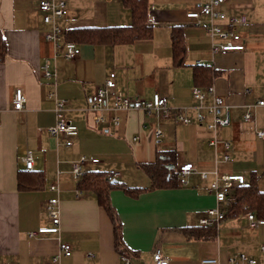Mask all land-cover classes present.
Returning a JSON list of instances; mask_svg holds the SVG:
<instances>
[{"label":"crops","instance_id":"0c3cea01","mask_svg":"<svg viewBox=\"0 0 264 264\" xmlns=\"http://www.w3.org/2000/svg\"><path fill=\"white\" fill-rule=\"evenodd\" d=\"M39 1L0 0V31L8 47L7 57L0 63V261L41 264L58 254L62 243H68L73 253L62 257L60 264H123L110 216L96 194L81 189L69 174L81 156L100 160L87 165V173L121 171L117 181L127 188L150 187V178L138 165L174 152L171 169L193 163L200 172L217 169L221 175H244L247 183L259 177L264 191V139L257 135L264 130V107L254 111V123L244 122L246 106L264 97V0H227L223 6L230 15L248 18V24L238 29L246 41L242 52L214 57L207 27L193 25L186 16L206 0H149L154 25L151 39L119 45L69 41L81 49L78 58L70 61L55 58L53 43L45 38L50 26L37 9ZM66 2L69 13L59 21L65 41L73 29L132 23L123 0ZM178 27L187 51L183 65H176L173 54L172 33ZM208 63L212 66L207 67ZM47 64L56 79L44 75ZM113 71L118 92L145 100L159 93L169 98L173 109L189 108L188 115L193 118L194 107L200 104L193 88L214 85L232 106L231 124L214 133L206 125L186 126L174 117L154 118L133 110L118 113L119 126L109 115L103 124L95 125L85 111L88 98ZM17 88L28 100L25 122L13 108ZM56 97L68 101L65 118L79 128L71 147L65 145L64 136L53 137L47 131L56 124ZM211 102L209 98L205 104ZM155 129L162 131L158 139ZM215 134L219 159L225 153L223 142L231 144L229 162L216 163V152L209 144ZM137 135L140 140L135 142ZM27 152L36 162L31 172L25 171L22 160ZM58 170L64 171L58 178L60 194L49 189ZM20 174L25 185L41 186L20 189ZM213 179L211 174L207 180L194 175L188 185L143 192L137 198L113 189L111 203L122 224L124 243L133 251L129 258L136 264H152V253L159 248L171 264H199L215 258L227 264L237 253L261 260L264 224L251 228L248 214L227 216L213 225L215 230L200 224L215 206L214 196L208 193ZM76 191H80L79 197ZM56 196L60 198V231L31 237L41 227L52 226L45 207ZM87 254L94 258L88 259Z\"/></svg>","mask_w":264,"mask_h":264},{"label":"built area","instance_id":"2783aa9c","mask_svg":"<svg viewBox=\"0 0 264 264\" xmlns=\"http://www.w3.org/2000/svg\"><path fill=\"white\" fill-rule=\"evenodd\" d=\"M227 0H206L196 10H191L187 13V18L193 21L195 26H205L211 38V47L214 57L225 56L230 52H242L246 49V41L238 32L240 27L248 24V18L245 15H230L223 10V6ZM37 9L42 13L43 21L50 26V30L45 32V38L53 43L55 58H64L68 61L75 60L81 53L80 47L73 42L65 41V30L59 24V21L65 18L68 13V6L66 0H40L37 4ZM207 67H211L212 63H208ZM44 75L48 78H55V73L48 70V64L44 68ZM116 72L109 73L105 83L100 85L96 91L88 98V105L86 108L87 115L91 118L95 125L103 124L108 115L110 121L115 125H120V111L130 112L133 110H141L149 117L168 119L174 117L180 124L192 125L198 123L206 125L208 129L214 133L223 127L231 124V110L232 106L218 94L214 85L206 88L194 87L193 95L200 102L194 107L195 117L188 115L189 108L173 109L169 106V98L156 93L152 99L145 100L133 98L122 94L116 90ZM246 90V93H250ZM52 96H55L52 94ZM110 98L113 103H110ZM211 98V104H205L206 100ZM27 97L24 91L20 88L15 90L13 108L18 114L20 121H26V105ZM68 106V101L65 99L55 100V114L56 124L47 129L48 133L53 137L64 136L65 145L71 147L72 139L79 134L77 125L71 123L65 118V111ZM264 107V97L257 100L255 104L246 106L247 112L244 115V122L254 123L256 121L254 111L257 108ZM192 109V108H190ZM145 129V127H142ZM155 137L158 139L162 136L160 129H155ZM258 137L264 139V130L257 131ZM135 142L140 140L137 135ZM210 146L216 152V163L223 161L229 162L231 160V144L223 142L225 153L222 159L218 158L217 148L219 140L215 134L210 141ZM24 167L28 171H33L36 162L30 152H27L23 157ZM100 160L81 156L75 163L72 164L69 174L75 179L80 180L87 175L86 166L89 164H99ZM179 181L181 185H188L192 182V177L198 175L200 179L207 180L211 175L214 179L208 187V193L215 198V206L210 208L206 216L200 219L202 226H213L222 221L230 208L236 204L237 196L235 195L236 188L245 185L247 178L239 174H220L217 169L209 173L206 171H198L193 163H184L178 167ZM64 174V171H57V178L51 183L49 189L57 194H60L58 178ZM121 171L110 170L107 172L106 179L109 182H116L121 176ZM80 191H76L75 195L79 197ZM46 211L51 219L52 226L41 227L38 232L31 233V237L39 234L58 233L61 225V207L60 198L58 196L52 197L46 203ZM249 226L255 228L260 224H264V219H257L254 213H248ZM260 252L263 254L262 259H258L247 253H237L228 258L227 264H264V245L260 247ZM73 253V248L68 243L60 245V251L50 260L41 264H60L62 257H70ZM88 259L94 258L93 254H87ZM152 264H171L170 259L164 255L161 249L156 248L152 253ZM123 264H136L128 256L122 257ZM0 264L4 263L0 261ZM199 264H222L219 259H203Z\"/></svg>","mask_w":264,"mask_h":264},{"label":"trees","instance_id":"16d2710c","mask_svg":"<svg viewBox=\"0 0 264 264\" xmlns=\"http://www.w3.org/2000/svg\"><path fill=\"white\" fill-rule=\"evenodd\" d=\"M126 8L131 11L132 23L125 27L109 28H77L67 33L68 41L78 44H132L137 41L149 40L153 36L154 25L150 19L149 0H123ZM173 54L176 65H183L186 58V44L184 34L180 27L175 28L172 33ZM7 42L0 31V63L7 57ZM210 69V68H207ZM197 77V74H196ZM198 86V85H197ZM175 153L169 152L164 158H158L152 163H140L138 167L148 175L151 185L148 188H127L116 182L106 179L107 172H89L79 180L80 188L93 191L98 197L100 205L106 210L114 224L115 247L121 254L132 257L133 251L127 247L123 239L122 224L114 206L111 203L110 193L113 189H122L128 195L137 198L143 192L158 189H171L181 186L177 169H171L175 160ZM28 171V170H25ZM31 172V171H28ZM259 177H254L249 183L237 188L235 195L237 202L228 211L227 216L237 213H254L257 219H264V191L260 189ZM38 185H25L20 174L19 188H39ZM215 226V225H214ZM209 230H215V227ZM135 253V252H134Z\"/></svg>","mask_w":264,"mask_h":264},{"label":"rangeland","instance_id":"374dc122","mask_svg":"<svg viewBox=\"0 0 264 264\" xmlns=\"http://www.w3.org/2000/svg\"><path fill=\"white\" fill-rule=\"evenodd\" d=\"M264 182V181H263ZM262 188L264 189V183L262 184Z\"/></svg>","mask_w":264,"mask_h":264}]
</instances>
